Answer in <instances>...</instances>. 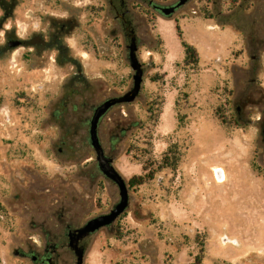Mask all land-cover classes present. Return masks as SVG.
Returning a JSON list of instances; mask_svg holds the SVG:
<instances>
[{"label": "rangeland", "instance_id": "obj_1", "mask_svg": "<svg viewBox=\"0 0 264 264\" xmlns=\"http://www.w3.org/2000/svg\"><path fill=\"white\" fill-rule=\"evenodd\" d=\"M126 1L141 89L106 112L97 136L126 184L149 178L127 185L125 212L80 241L83 264H264V182L251 172L264 173V0H188L169 17L148 2L178 0ZM68 13L79 28L65 44L88 85L66 84L69 64L46 59L33 68L18 48L0 57V264H32L18 252L51 244L58 246L52 264H74L65 226L81 227L119 199L88 142L93 108L132 85L125 37L106 0H14L10 17L0 10V45L5 30L24 36L45 25L42 17ZM159 18L179 26L200 64L176 59L170 35L164 51ZM89 34L100 40L96 55ZM164 96H174L164 114L177 121L165 135L156 131ZM203 119L209 128L198 133Z\"/></svg>", "mask_w": 264, "mask_h": 264}, {"label": "flooded vegetation", "instance_id": "obj_2", "mask_svg": "<svg viewBox=\"0 0 264 264\" xmlns=\"http://www.w3.org/2000/svg\"><path fill=\"white\" fill-rule=\"evenodd\" d=\"M0 3V10L5 13L8 9L9 4ZM109 9L114 13V18L120 23L121 30L125 37V49L127 51V60H128V48L127 46L130 43L129 39V31H133L132 19L129 18L131 9L128 8L126 0H106ZM148 5L152 7L153 10L157 11L158 7H162L160 4H155L152 2H148ZM173 5V4H171ZM168 6V5H166ZM101 12V6L97 7V11L94 13ZM44 26L41 27L42 22L36 27V30L21 36L18 34L16 30H5L3 31V43L0 45V57L4 56L6 52L10 48H18L23 52L27 58L29 57L33 62V68H40L43 64V61L49 59L53 61L54 64L58 65H66L69 64L74 68L72 73L68 74V78L66 80V84L68 85H88L87 78L81 73L80 65L76 58H73L69 53V48L65 44V40L67 37L72 35V32L75 29L79 28V22L77 20V16L74 13H68L67 16L61 19L53 18L52 16H44L42 17ZM0 31H2L0 29ZM111 36L116 37L117 31L115 29L110 31ZM135 36V33H134ZM87 38L89 40H85L88 46H90V51L93 55L100 53L99 51V43L100 40L97 37H93L92 34H89ZM136 41V36H135ZM137 43V42H136ZM137 45V44H136ZM54 54V58L52 57ZM69 98H64L61 100L62 107H65V104L69 102ZM85 105V104H83ZM72 108H75L76 105L71 104ZM94 109V108H93ZM93 112V111H92ZM90 120V119H89ZM89 120L87 122L89 127ZM89 137V136H88ZM80 228V227H78ZM66 229V237L69 232L73 234V231L77 228H71L69 225L65 226ZM85 238V237H84ZM82 238V239H84ZM68 239V237H67ZM78 241L79 243L82 240ZM81 248V247H80ZM58 246L56 244H51L50 246H46L44 250L40 253L33 248H28V250L24 252H18L20 255L24 257H28L32 264H52L54 259H57ZM82 249V248H81Z\"/></svg>", "mask_w": 264, "mask_h": 264}, {"label": "water", "instance_id": "obj_3", "mask_svg": "<svg viewBox=\"0 0 264 264\" xmlns=\"http://www.w3.org/2000/svg\"><path fill=\"white\" fill-rule=\"evenodd\" d=\"M187 1L188 0H178L173 5L158 7L157 11L161 16L169 17ZM128 33L130 39V43L127 46L128 64L133 72L131 76L132 85L129 90L122 95L108 98L94 107L88 127V142L94 152V160L96 162L97 169L105 179L109 180L116 186L119 199L108 213L100 214L87 220L80 228L75 229L73 234L71 232L67 234V246L74 254V264H83L84 251L78 246V241L95 233L101 228L110 226L121 214L125 212L129 203L127 184L121 174L114 168L113 158L104 153L97 136L98 123L106 112L115 105L129 104L133 102L137 98L141 89L143 78L142 64L136 57L137 45L134 32L129 31Z\"/></svg>", "mask_w": 264, "mask_h": 264}, {"label": "crops", "instance_id": "obj_4", "mask_svg": "<svg viewBox=\"0 0 264 264\" xmlns=\"http://www.w3.org/2000/svg\"><path fill=\"white\" fill-rule=\"evenodd\" d=\"M175 25H176L175 22L172 20H164V19L159 18L158 19V26H157V34H158V36L162 42V48L164 49V51H166L167 54L169 53V51H167L166 41L168 40L169 35L172 37H175L176 47H174V49H175V51L177 49L176 53L178 54V56H176V59L177 58L179 59V57H180L181 60H185L186 58H185L184 50L180 44V40L178 39V37L176 35ZM192 47L194 48V46H192ZM195 50L197 53V57H199L198 58V63H199L200 54L198 53L196 48H195ZM203 51H204V54L206 53V55H208L207 56L208 59H211L214 56V46L210 45L209 42L205 44V49ZM174 103H175L174 96L172 98H169L168 96H164V99L162 98V103H161L162 112L160 109V112L158 115L159 121H158V125L156 127V131H158V133H160V134H163V135L168 134V133L174 131L177 127V121L175 119L176 117L175 118L172 117V121H170L169 118L167 117V115L165 117V114H164L165 110L166 111L171 110V107H173ZM202 124L204 126L202 129L199 128L197 130L198 133L204 132V131L207 132L206 128H209V126L205 128L206 122L204 119L202 120ZM117 169L125 176V173H123L122 169H120L119 166H117ZM211 169H214V167H212ZM251 172L257 174L252 168H251ZM259 176H261V175H259ZM261 178L263 179L262 176H261ZM263 182H264V179H263Z\"/></svg>", "mask_w": 264, "mask_h": 264}, {"label": "trees", "instance_id": "obj_5", "mask_svg": "<svg viewBox=\"0 0 264 264\" xmlns=\"http://www.w3.org/2000/svg\"><path fill=\"white\" fill-rule=\"evenodd\" d=\"M3 1H5V4H9L8 5V9L5 11V16L4 18H8L11 15V12L13 10L14 7V0H0V3H4ZM13 3V4H12ZM175 31H176V35L178 37V39L180 40V44L184 50V54H185V58L187 60H190L192 63H197V53L195 48H193L191 45L187 44L182 37L181 34V30L179 28V26L176 24L175 25ZM252 169L257 172L259 175H261L264 179V173L260 174V170H258V168H255L254 166H252ZM149 176L147 175H140V176H132L128 182L127 185L130 188L136 187V186H140L143 185L145 180L148 179Z\"/></svg>", "mask_w": 264, "mask_h": 264}, {"label": "bare ground", "instance_id": "obj_6", "mask_svg": "<svg viewBox=\"0 0 264 264\" xmlns=\"http://www.w3.org/2000/svg\"><path fill=\"white\" fill-rule=\"evenodd\" d=\"M212 171H213V173H214V178H215V182H217V183H220L221 181H222V179H223V177H222V173H221V171H220V169H212ZM219 173V174H218ZM226 243H229V244H232V242L231 241H227ZM234 245H236V243L235 244H233V246Z\"/></svg>", "mask_w": 264, "mask_h": 264}, {"label": "built area", "instance_id": "obj_7", "mask_svg": "<svg viewBox=\"0 0 264 264\" xmlns=\"http://www.w3.org/2000/svg\"><path fill=\"white\" fill-rule=\"evenodd\" d=\"M223 240V239H222ZM229 239H225V240H223V241H228ZM229 241H231L232 242V244L231 245H233V244H235L236 242L235 241H233V240H229Z\"/></svg>", "mask_w": 264, "mask_h": 264}]
</instances>
